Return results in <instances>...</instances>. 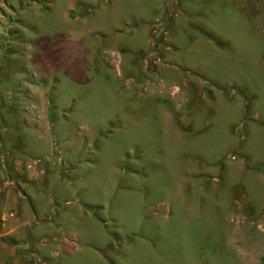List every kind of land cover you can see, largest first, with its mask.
I'll list each match as a JSON object with an SVG mask.
<instances>
[{
  "label": "rangeland",
  "instance_id": "rangeland-1",
  "mask_svg": "<svg viewBox=\"0 0 264 264\" xmlns=\"http://www.w3.org/2000/svg\"><path fill=\"white\" fill-rule=\"evenodd\" d=\"M0 95L35 264H264V0H0Z\"/></svg>",
  "mask_w": 264,
  "mask_h": 264
},
{
  "label": "crops",
  "instance_id": "crops-1",
  "mask_svg": "<svg viewBox=\"0 0 264 264\" xmlns=\"http://www.w3.org/2000/svg\"><path fill=\"white\" fill-rule=\"evenodd\" d=\"M28 98L30 111L22 119L29 122L23 124L21 120L20 124L27 129H36L42 137L48 135V108L44 107L45 96L34 99L29 95ZM13 109L11 98L9 97L7 102L0 95V118L2 123H6V127L3 124V131L0 130L2 151L0 152V264H35L34 257L40 255L39 251L34 250L36 235L47 233L43 227L49 225L46 222L52 221L54 216H46L48 207L46 209L43 207V210L39 208L42 207L43 196L46 193L35 187L37 182H40V178H44L46 182L47 169H44L38 161L25 159L23 155L17 153L16 147H13V141L10 139L13 125L7 122L9 118L6 114L13 113ZM20 110L18 107L15 108V112ZM49 145L51 148L52 144ZM48 197L47 204L53 200ZM26 200L32 208L28 207ZM83 212L84 215L89 213L99 221L95 217V212L87 208H84ZM59 243L60 249L65 252H70L76 247L75 240L63 234Z\"/></svg>",
  "mask_w": 264,
  "mask_h": 264
},
{
  "label": "trees",
  "instance_id": "trees-1",
  "mask_svg": "<svg viewBox=\"0 0 264 264\" xmlns=\"http://www.w3.org/2000/svg\"><path fill=\"white\" fill-rule=\"evenodd\" d=\"M77 8L79 10H81L82 9V6L81 5H77ZM257 170L262 171L264 173V167H262V166L257 167ZM91 208L92 207L90 206L88 209H91Z\"/></svg>",
  "mask_w": 264,
  "mask_h": 264
},
{
  "label": "bare ground",
  "instance_id": "bare-ground-1",
  "mask_svg": "<svg viewBox=\"0 0 264 264\" xmlns=\"http://www.w3.org/2000/svg\"><path fill=\"white\" fill-rule=\"evenodd\" d=\"M211 22H212V21H211ZM221 30H222V29H221ZM228 39H229V38H228ZM69 51H70V50H69ZM74 53H75V52H74ZM194 53H195V52H194ZM197 58H198V57H197ZM220 58H222V57H220ZM248 58H249V57H248ZM195 59H196V58H195ZM195 59H194V60H195ZM218 60H219V59H218ZM220 61H221V59H220ZM204 67H205V66H204ZM86 70H87V69H86ZM82 71H83V70H82ZM89 73H90V72H89ZM108 73H109V72H108ZM106 77H107V76H106ZM99 79H100V77H99ZM101 79H102V78H101ZM96 81H97V80H96ZM98 82H99V81H98ZM107 83H108V82H107ZM91 84H92V83H91ZM98 85H99V84H98ZM100 89H102V88H100ZM103 91H104V90H103ZM98 104H99V102H98ZM257 104H258V103H257ZM103 107H104V106H103ZM262 107H263V105H262ZM262 107H261V108H262Z\"/></svg>",
  "mask_w": 264,
  "mask_h": 264
}]
</instances>
